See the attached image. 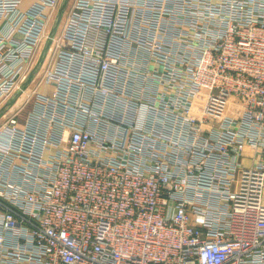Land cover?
Listing matches in <instances>:
<instances>
[{
	"label": "built area",
	"instance_id": "obj_1",
	"mask_svg": "<svg viewBox=\"0 0 264 264\" xmlns=\"http://www.w3.org/2000/svg\"><path fill=\"white\" fill-rule=\"evenodd\" d=\"M61 1L0 0V264H264V0H75L11 110Z\"/></svg>",
	"mask_w": 264,
	"mask_h": 264
},
{
	"label": "rangeland",
	"instance_id": "obj_2",
	"mask_svg": "<svg viewBox=\"0 0 264 264\" xmlns=\"http://www.w3.org/2000/svg\"><path fill=\"white\" fill-rule=\"evenodd\" d=\"M62 3H63V0L61 1V5H62ZM61 5H60V7H61ZM74 6H75V0H67V4H66V8H65V11H64V13H63V16H62V19H61V21H60V23H59V26H58V28H57V30H56V32H55V34L58 32V31H60L61 33L64 31V26H65V19H66V17L69 15V13L72 11V9L74 8ZM60 7L59 8H57V9H55V11L53 12V14H52V17H51V20H50V22H49V28H47V34H48V31L49 32H51V30H52V28L54 27V25H55V23H56V18H57V16H58V12H59V9H60ZM44 46V40H43V42L39 45V48L38 49H36V51H35V55H38V54H40L41 52H42V50H41V48ZM31 62H38L37 60H34V61H31ZM30 62V64H29V68L28 69H30L31 67H32V63ZM38 75H41L40 73H38ZM38 75L36 76V78H35V76H33V78L32 79H34L35 78V81H30L27 85H26V87H24V88H22V87H20V94H19V96H18V98L16 99V100H18V103H16L15 104V106H13L12 108H11V110L12 109H16L17 107H19V106H24V105H26V103H27V100H28V98L30 97V95L32 94V91H33V89L37 86V84H38V81H39V78H38ZM38 78V79H37ZM18 92V91H17ZM15 107V108H14ZM24 108H26V109H24V111L21 113V115L18 117V120H19V122L20 123H25V121H26V119H27V116H28V112H29V109L27 108V107H24Z\"/></svg>",
	"mask_w": 264,
	"mask_h": 264
},
{
	"label": "water",
	"instance_id": "obj_3",
	"mask_svg": "<svg viewBox=\"0 0 264 264\" xmlns=\"http://www.w3.org/2000/svg\"><path fill=\"white\" fill-rule=\"evenodd\" d=\"M66 4H67V0H63V3H62V5H61V7H60V9H59V12H58V16H57V18H56V23H55L54 27L52 28V30H51V32H50V34H49V38H48V40H47V42H46V44H45V46H44V48H43V50H42V52H41V55H40V57H39V59H38V62H37V64H36V66L34 67L33 71L30 73L28 79L25 81V83H24V85H23L22 88L26 87V85L32 80L33 76L35 75V72H36V71L39 69V67L42 65V63H43V61H44V59H45V55H46V53H47V51H48V49H49V46H50V44H51L52 38H53V36L55 35V32H56V30H57V28H58V26H59V23H60V21H61V19H62L63 13H64L65 8H66ZM19 94H20V91L18 90V92H16V93L11 97V99L8 101L7 106H8V105H11L12 103H14L15 100L18 98ZM0 115H1V112H0Z\"/></svg>",
	"mask_w": 264,
	"mask_h": 264
},
{
	"label": "crops",
	"instance_id": "obj_4",
	"mask_svg": "<svg viewBox=\"0 0 264 264\" xmlns=\"http://www.w3.org/2000/svg\"><path fill=\"white\" fill-rule=\"evenodd\" d=\"M17 102H18V100H17ZM17 102H16V103H17Z\"/></svg>",
	"mask_w": 264,
	"mask_h": 264
}]
</instances>
